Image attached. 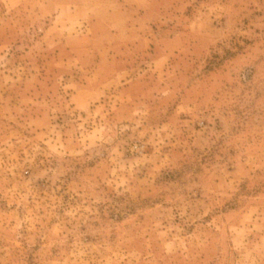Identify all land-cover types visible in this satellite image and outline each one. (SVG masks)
<instances>
[{"label":"rangeland","instance_id":"1","mask_svg":"<svg viewBox=\"0 0 264 264\" xmlns=\"http://www.w3.org/2000/svg\"><path fill=\"white\" fill-rule=\"evenodd\" d=\"M83 1L0 0V264H264V0Z\"/></svg>","mask_w":264,"mask_h":264},{"label":"crops","instance_id":"2","mask_svg":"<svg viewBox=\"0 0 264 264\" xmlns=\"http://www.w3.org/2000/svg\"><path fill=\"white\" fill-rule=\"evenodd\" d=\"M83 1V0H82ZM84 2V1H83ZM82 2V3H83ZM78 2H76V4H74V6L76 7V8H80V6H81V4H77ZM81 3V2H80ZM120 70H122V69H116V71H120Z\"/></svg>","mask_w":264,"mask_h":264}]
</instances>
